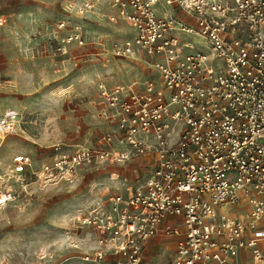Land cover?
<instances>
[{
    "label": "built area",
    "instance_id": "2783aa9c",
    "mask_svg": "<svg viewBox=\"0 0 264 264\" xmlns=\"http://www.w3.org/2000/svg\"><path fill=\"white\" fill-rule=\"evenodd\" d=\"M97 2L69 0L64 10L83 18ZM109 5L107 20L133 29L110 42L109 54L141 60L151 73L137 87L98 84L100 115L109 127L99 145L54 143L36 167L27 154L15 156L11 171L20 189L0 190V207L29 183L73 184L87 169L145 158L141 176L125 179L79 214L95 242L83 264H141L144 247L158 234L175 237L169 264H237L242 250L261 261L264 0ZM73 42L85 44L77 26L57 49ZM19 129L17 111L0 115V137Z\"/></svg>",
    "mask_w": 264,
    "mask_h": 264
},
{
    "label": "rangeland",
    "instance_id": "374dc122",
    "mask_svg": "<svg viewBox=\"0 0 264 264\" xmlns=\"http://www.w3.org/2000/svg\"><path fill=\"white\" fill-rule=\"evenodd\" d=\"M68 1L0 0V115L12 109L20 118L17 133L0 137V190L20 189L11 171L17 155L27 154L36 167L54 143L99 145L109 127L100 115L98 84L137 87L148 76L143 61L109 54L113 39L133 34L124 21L107 20L110 0H98L83 18L64 10ZM60 20L67 29L56 28ZM75 26L85 44L58 50L59 38ZM115 169H87L73 184L29 183L0 207V264H82L94 237L77 218L112 191ZM152 241L143 264H169L172 246Z\"/></svg>",
    "mask_w": 264,
    "mask_h": 264
},
{
    "label": "crops",
    "instance_id": "0c3cea01",
    "mask_svg": "<svg viewBox=\"0 0 264 264\" xmlns=\"http://www.w3.org/2000/svg\"><path fill=\"white\" fill-rule=\"evenodd\" d=\"M144 66L147 67L146 65H144ZM147 68H148L147 75H149L151 73V70L149 69V67H147ZM144 159H142V158L137 159V160L132 161L130 164H127V165L108 164V165L103 166V167H109V166H115L116 167L115 170L110 172L111 180L114 181V183L112 184V187H111L112 191H114L115 187H119V186L123 185L125 179L127 181H134L139 176H141V171H142L141 166L144 162ZM147 159H149V157ZM100 168H102V167H100ZM99 169H97V170H99ZM88 170H90V169H88ZM102 196H104V195H102ZM156 237L163 241V243H164L163 247H167V246L171 247L172 246V248H171L172 252L171 253L173 254L174 248H175V237L165 236L163 234H160V235H156L153 238H156ZM152 239H150L148 241V243L146 244V246L144 247L143 255H144V251L146 250V247L149 245V243H151ZM94 245H95V242L93 240V247H94ZM259 246L262 249V251H264V239H261ZM172 254H171V256H172ZM143 255H142L141 264H143ZM171 256H170V258H171ZM237 264H264V259H262L261 261H256L255 259H253L251 251L242 250L240 252L238 258H237Z\"/></svg>",
    "mask_w": 264,
    "mask_h": 264
}]
</instances>
